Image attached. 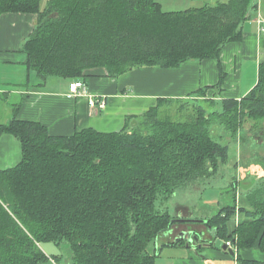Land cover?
<instances>
[{"label":"trees","instance_id":"trees-1","mask_svg":"<svg viewBox=\"0 0 264 264\" xmlns=\"http://www.w3.org/2000/svg\"><path fill=\"white\" fill-rule=\"evenodd\" d=\"M42 1L0 0V16L38 15L22 51L42 83L85 80L96 68L117 77L140 67L219 59L227 42L242 38V24L258 6L256 0H227L167 11L157 0ZM173 102L160 99L130 129L71 135H52L40 122L18 119L15 105L13 117L0 123V136L12 134L22 147L19 164L0 170V264H59V255L42 249L46 242H66L71 264H156L159 240L184 244L171 239L174 226L195 222H177L156 202L214 175L229 160V145L212 136L213 123L235 136L248 116L264 118V59L252 90L240 100L222 99L220 110L196 104L185 118L161 117V107ZM245 199L237 205L234 195L233 204L204 224L214 227L213 237L233 242L242 264H264L239 253L256 245L264 252V185Z\"/></svg>","mask_w":264,"mask_h":264},{"label":"crops","instance_id":"crops-1","mask_svg":"<svg viewBox=\"0 0 264 264\" xmlns=\"http://www.w3.org/2000/svg\"><path fill=\"white\" fill-rule=\"evenodd\" d=\"M157 1L164 10L175 11L227 0ZM256 1L257 8L242 24V38L227 42L219 59L188 60L175 68L140 67L117 77L101 68L91 69L85 79L87 94L76 96H70L69 91L73 79L50 77L42 83L26 64L22 47L34 31L38 15L4 13L0 16V93L6 99L0 100V111L3 102L8 106L7 114H13L14 106L20 105L18 119L40 122L52 135H71L84 129L100 132L128 129L164 98L175 102L192 98L208 104V99H212L216 105H221L222 99L240 100L256 85L264 59V0ZM201 89L205 93H200ZM90 96L104 98L105 107H92ZM6 117L9 120L12 116ZM21 159L20 141L12 134H2L0 170L16 166ZM195 223L203 226V222ZM189 230L192 228L180 232ZM204 242L162 246L161 239L156 245L159 248L156 264H242L237 252L231 255L215 246H205ZM239 253L243 258L264 261V252L257 245Z\"/></svg>","mask_w":264,"mask_h":264},{"label":"rangeland","instance_id":"rangeland-1","mask_svg":"<svg viewBox=\"0 0 264 264\" xmlns=\"http://www.w3.org/2000/svg\"><path fill=\"white\" fill-rule=\"evenodd\" d=\"M46 1L43 0L42 5H45ZM3 104L0 120L5 119L4 122H8L13 114H7L8 106ZM196 104L204 106L208 112L221 109V105L208 104L205 100L190 98L188 101L166 103L159 112L161 117L185 118L187 112L191 111ZM6 116L12 117L8 120ZM0 123L3 122L0 121ZM241 130L240 133L233 136L222 124L213 123L211 126L212 136L222 144L229 145V160L225 164L222 163L214 175L201 179L195 185L178 189L168 200H158L157 208L178 216L176 219L188 215L191 217L189 219L206 220L217 214L222 207L233 204L234 195H236V204H243L249 193L263 187L264 118L255 119L248 116ZM201 224L203 226L198 223H179L174 226L171 239H175L181 230L190 227L198 235L203 236L200 240L211 241L214 246L215 241L220 239L213 237L214 227L207 226L204 222ZM233 248L236 252L238 251L234 244ZM42 249L48 254L59 255V264H71V250L66 242L61 244L46 242L42 244ZM150 250H152V246Z\"/></svg>","mask_w":264,"mask_h":264},{"label":"water","instance_id":"water-1","mask_svg":"<svg viewBox=\"0 0 264 264\" xmlns=\"http://www.w3.org/2000/svg\"><path fill=\"white\" fill-rule=\"evenodd\" d=\"M136 123V121L134 122ZM177 222H205V220H198V219H187V218H183V219H176ZM236 222L233 220V221H230L229 222V225H235ZM232 232L230 231L229 232V235H231ZM200 235L198 234H194V231L193 230H189V231H182L178 234V236L175 238V241L178 242V241H186L187 242V246H190L191 243L193 242H199L200 241ZM202 245V244H201ZM204 245L205 246H210L212 245L211 242L207 241V242H204ZM214 246L218 249H222V250H225L227 252H229L231 255H235L236 254V251L233 250L232 248H229L227 246V244L223 243V240L222 239H217L214 243Z\"/></svg>","mask_w":264,"mask_h":264},{"label":"built area","instance_id":"built-area-1","mask_svg":"<svg viewBox=\"0 0 264 264\" xmlns=\"http://www.w3.org/2000/svg\"><path fill=\"white\" fill-rule=\"evenodd\" d=\"M69 91H70V96H76L80 94H87V84L85 80L83 79H75L72 81L69 85ZM90 105L92 107H96L97 105L99 107H105V99L101 97V99H95V97L90 96ZM223 243L227 244L229 248H233V242L231 240H223ZM236 251V250H235Z\"/></svg>","mask_w":264,"mask_h":264},{"label":"flooded vegetation","instance_id":"flooded-vegetation-1","mask_svg":"<svg viewBox=\"0 0 264 264\" xmlns=\"http://www.w3.org/2000/svg\"><path fill=\"white\" fill-rule=\"evenodd\" d=\"M200 238H203V236L202 235H200ZM205 242H207L208 240H204ZM209 242H211V241H209Z\"/></svg>","mask_w":264,"mask_h":264}]
</instances>
